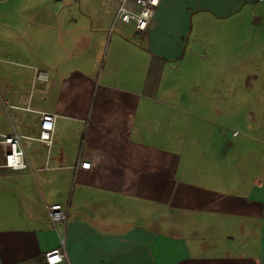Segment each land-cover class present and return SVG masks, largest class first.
<instances>
[{"label": "crops", "instance_id": "crops-1", "mask_svg": "<svg viewBox=\"0 0 264 264\" xmlns=\"http://www.w3.org/2000/svg\"><path fill=\"white\" fill-rule=\"evenodd\" d=\"M27 7L28 19L0 15V53L23 63L0 67V132L27 135L40 111L58 116L49 148L26 144V169L0 168V264H45L61 235L66 259L54 264H264L263 107L246 121L247 140L205 144L218 123L197 126L196 161L206 163L192 180L187 116L173 103L185 95L163 87L165 70L185 62L195 19L217 32L230 22V43L210 45L223 57L214 65L248 71L264 102V0H159L143 30L114 20L116 0H19L13 10ZM51 203L67 207L65 221L49 220Z\"/></svg>", "mask_w": 264, "mask_h": 264}, {"label": "rangeland", "instance_id": "rangeland-1", "mask_svg": "<svg viewBox=\"0 0 264 264\" xmlns=\"http://www.w3.org/2000/svg\"><path fill=\"white\" fill-rule=\"evenodd\" d=\"M16 3H19V0H0V15L6 13H9L10 16L21 15L23 19H28L29 15H34V6L24 9V11H22L23 14L22 12L15 13L13 9L15 8ZM31 3L32 2H29V4ZM219 25L220 31L217 32L211 22H204L201 24L197 19H195L192 23V30L190 31V35L186 41L187 45L185 50V62L183 64L180 63L178 65L179 68L176 70L166 69L163 75V81L165 83V85L163 84L164 89L171 88L173 94L185 95L182 101L175 100L173 101V103L175 104V106H180L183 113L187 116L188 124L187 135H185V138L188 141V145H192V147L190 150L186 151L188 153V156L185 159H187V168L193 170H188V173L190 174L189 178H191L192 180H196L195 170L197 171L199 168H202L206 163V161H196L197 159H199L197 153V151L199 150H196L195 146L198 142L197 138H199L200 135L203 134V137L205 138L203 141L204 143L206 142L205 144H210L209 142L211 140H217L218 143L224 145L230 144L232 142L247 140V134L245 131L246 121L250 119L249 116L251 112L257 111L262 107L264 109V106H262L264 105V102H258L260 98V87L257 85L254 87H249L248 85L249 81L246 77L248 71H245L243 69L228 71V69L225 68L217 69L215 67L214 63H221L220 61L223 60V57L216 52L217 50L211 49L210 45H213L215 41V44L220 46L223 45V43L225 44L226 41L230 43V41L232 40V38H230L231 35H229V37L225 36L226 31H232L231 28H229L231 23L225 22L223 24L222 22H220ZM244 30L246 31L245 28H236L237 34L235 35L233 42L236 43L234 45L236 47L235 50L237 49V51L241 50L243 47V39L242 37H240V35L244 33ZM25 33L31 34L32 32ZM200 34H203L205 38H200ZM212 34H214V37L209 36ZM202 40H207V42L210 41L207 46V50L203 48V44L201 45ZM199 41L200 43H198ZM106 51L107 48L104 53H106ZM223 56H227V54H223ZM14 62L17 61L13 59H7V57H4V55L0 53V67L4 65V63L17 65L23 64ZM22 68L24 69L25 73H31L32 69L34 74H39L41 72L46 73L45 70L39 68L37 69L33 66H31V68L28 66H23ZM220 74H223L222 80L217 79V75ZM21 108L22 107L17 106L13 109L19 110ZM0 109L3 110V105L1 102ZM24 109L30 110V107L27 105ZM217 109L225 111L224 114L229 115V117H226L224 119L222 118V120L220 118L216 119L212 112ZM201 117H207V119H202ZM211 118H213V121H217L218 124H209L206 120H211ZM201 122H203L204 128L205 123H208V125L212 126L213 128L204 129V132L201 134L197 130V126L199 127V125H202L200 124ZM27 135L31 137V139L28 140L29 142H41V140H39V129H36L33 133H28ZM216 135L217 137L215 138ZM52 142L53 139L50 144H45L43 142L41 143L49 148L52 145ZM214 151L216 152V150L211 151V149L209 148L207 164L210 163L208 162L209 160L216 157V153ZM240 153L241 152L236 153V158L240 157ZM208 166L209 165H206L205 167ZM221 166L222 165H219L217 166V168L222 169ZM218 185L222 186L224 189L227 188L226 183H218ZM9 190L11 191V199L15 200L14 198H12V195L14 194L12 188H10ZM55 192L56 188H50L48 194L53 195L55 194Z\"/></svg>", "mask_w": 264, "mask_h": 264}, {"label": "built area", "instance_id": "built-area-1", "mask_svg": "<svg viewBox=\"0 0 264 264\" xmlns=\"http://www.w3.org/2000/svg\"><path fill=\"white\" fill-rule=\"evenodd\" d=\"M117 8L114 15V20L124 23H133L135 28L143 30L151 21L159 0H134L137 9L132 8L131 0H116ZM16 108V106H12ZM40 138L41 142L50 144L55 130V122L57 114L49 111H40ZM31 139L28 135L13 131L11 134L0 132V154L3 156V161L0 163V168H8L14 171H21L27 168L25 160V146L28 140ZM80 168L88 169L89 161H79ZM48 218L53 223L65 221L67 218V207L61 203H51L46 207ZM60 246L51 249L45 253V264H54L58 261L66 259L64 249V237H60Z\"/></svg>", "mask_w": 264, "mask_h": 264}]
</instances>
